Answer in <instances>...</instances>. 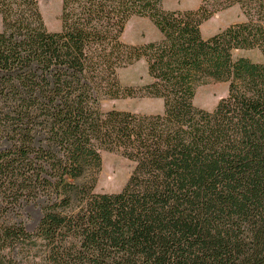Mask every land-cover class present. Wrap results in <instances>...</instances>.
<instances>
[{
	"label": "trees",
	"instance_id": "trees-1",
	"mask_svg": "<svg viewBox=\"0 0 264 264\" xmlns=\"http://www.w3.org/2000/svg\"><path fill=\"white\" fill-rule=\"evenodd\" d=\"M233 6L245 21L203 38ZM132 17L161 39L124 43ZM0 18V264H264V0H61L58 32L0 0ZM140 60L149 82L123 86ZM210 80L228 95L206 111ZM136 96L163 112L100 108ZM100 152L134 164L120 192H94Z\"/></svg>",
	"mask_w": 264,
	"mask_h": 264
},
{
	"label": "rangeland",
	"instance_id": "rangeland-1",
	"mask_svg": "<svg viewBox=\"0 0 264 264\" xmlns=\"http://www.w3.org/2000/svg\"><path fill=\"white\" fill-rule=\"evenodd\" d=\"M42 22L49 32H58L61 27L60 12L61 0H35ZM200 0H162V7L167 11L196 10ZM245 21V17L238 6H233L214 14L209 20L202 23L200 33L203 38H208L221 32L231 25ZM2 21L0 18V32ZM122 41L129 45H143L158 41L161 35L153 24L146 18L132 17L127 22L122 34ZM234 57L246 56L254 62H262L257 52L243 53L235 52ZM120 83L126 87L139 89L149 82L147 68L144 60H140L128 67L118 71ZM228 95V84L207 81L198 86L192 104L206 111H212L218 102ZM100 108L102 111L118 110L140 115L161 114L163 102L159 99L147 97H128L116 100H103ZM99 170L89 173L88 178L93 175L92 187L96 193H117L127 183L134 164L119 154L100 152ZM38 220V215H33L28 229L31 230Z\"/></svg>",
	"mask_w": 264,
	"mask_h": 264
}]
</instances>
